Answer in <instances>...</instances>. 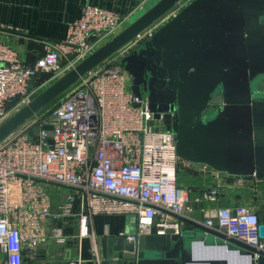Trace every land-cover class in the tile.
I'll list each match as a JSON object with an SVG mask.
<instances>
[{"label":"built area","instance_id":"obj_1","mask_svg":"<svg viewBox=\"0 0 264 264\" xmlns=\"http://www.w3.org/2000/svg\"><path fill=\"white\" fill-rule=\"evenodd\" d=\"M128 20L88 4L81 18L69 26L66 39L49 44L33 64L23 62L0 41V126L44 86L120 32ZM160 27L157 23L136 37L0 143V264H27L48 239L49 222L74 215L79 219L80 238H86L91 237L90 218L97 213L135 214L136 232L120 236L137 242L150 232L155 219L158 226L179 229L172 214L185 217L194 212L191 189L177 181L181 159L176 136L160 128L148 99L134 94L130 75L122 66ZM44 73L51 77L37 84ZM45 125L52 129L44 130ZM52 186L68 189L56 211ZM219 196L211 187L196 200L214 202ZM205 224L263 247L264 224L247 207H221ZM51 232L65 241L61 228ZM92 246L96 264H102L96 244Z\"/></svg>","mask_w":264,"mask_h":264},{"label":"water","instance_id":"obj_2","mask_svg":"<svg viewBox=\"0 0 264 264\" xmlns=\"http://www.w3.org/2000/svg\"><path fill=\"white\" fill-rule=\"evenodd\" d=\"M184 1L159 0L141 11L127 27L5 121L0 126V143ZM161 49V63L179 77L177 84L168 77L173 88L171 102L177 106L161 109L151 101L150 108L154 118L175 134L179 158L230 180L264 178V0H193L183 7L143 49L122 61L134 79L132 91L141 98L134 58ZM39 133L36 127L35 134ZM175 217L182 223L179 229L158 226L155 219L150 232L137 242L125 237L104 239L102 264H214L195 257L198 245L245 256L249 264H264V240L260 248ZM261 231L264 236V227Z\"/></svg>","mask_w":264,"mask_h":264},{"label":"crops","instance_id":"obj_3","mask_svg":"<svg viewBox=\"0 0 264 264\" xmlns=\"http://www.w3.org/2000/svg\"><path fill=\"white\" fill-rule=\"evenodd\" d=\"M151 2L152 0H0V41L16 51L23 62L33 64L45 53L49 44L66 39L69 26L81 18L84 7L88 4L128 17L129 20L125 25L127 27L131 20ZM62 64H65V60ZM159 126L165 129L161 122ZM177 181L179 185L191 189L190 204L194 212L185 218L193 223L210 228L205 221L215 216L219 208L233 209L241 206L256 212L260 222L264 224V178L230 180L210 168L193 166L181 160ZM211 187L219 191L218 201L196 200L201 197L203 189ZM57 197L54 204L55 211L60 198ZM77 210L78 207L76 212ZM172 216L174 223L182 224L174 214ZM89 222L91 237L86 238H80L79 219L76 215L63 218L59 222H49L48 239L38 247L34 259L27 260L26 263L96 264V256L92 250L93 243L96 244L98 255L103 261L104 239L121 237L122 232L131 235L137 228L136 215L130 213L100 212L91 216ZM55 227L62 229L64 242L58 241L53 236L51 228ZM210 229L220 232L215 228ZM195 231L199 232L197 229ZM54 240L58 244H53ZM212 241L210 237L209 243ZM59 244H65V247ZM194 253L196 258L211 260L214 264H223L224 261L226 264H249L247 257L219 247L198 245ZM70 257L71 261L65 260Z\"/></svg>","mask_w":264,"mask_h":264},{"label":"flooded vegetation","instance_id":"obj_4","mask_svg":"<svg viewBox=\"0 0 264 264\" xmlns=\"http://www.w3.org/2000/svg\"><path fill=\"white\" fill-rule=\"evenodd\" d=\"M148 40L142 41L140 45L132 52L140 51L141 49H143ZM163 56L164 51L162 49L161 51L159 50L156 52L149 51L145 56L139 55L135 57L133 66L136 84L139 85L143 97L147 98L149 103L152 101V104L155 107L166 109L168 107L177 106L171 102V100L173 99V88L171 86V83L169 84L168 77L171 76L173 84L178 83L179 77L177 76L176 72L172 74L171 70L163 66V64L161 63V58ZM129 77L130 82L134 81L131 76ZM220 103L221 100L216 102V104Z\"/></svg>","mask_w":264,"mask_h":264},{"label":"rangeland","instance_id":"obj_5","mask_svg":"<svg viewBox=\"0 0 264 264\" xmlns=\"http://www.w3.org/2000/svg\"><path fill=\"white\" fill-rule=\"evenodd\" d=\"M158 1H159V0H152V2L148 4L147 8H148V7L150 8L151 6H153L154 4H156ZM190 1H191V0H185L184 3H183V5H187V4H189ZM181 7H182V6H180V8H181ZM180 8H179L178 10H180ZM176 10H177V9H176ZM176 10H174V11L171 12V13H169V14H168L163 20H161V21L159 22V24H161V26H163V25L166 24L169 20H171V19H172L177 13H178V10H177V11H176ZM141 13H142V12H141ZM134 20H135V18H133V20H131V22L134 21ZM131 22H130V23H131ZM112 38H113V37H110V39H112ZM110 39H109V40H110ZM109 40H108V41H109ZM106 42H107V41H105L104 43H106ZM104 43H103V44H104ZM103 44H102V45H103ZM100 46H101V45H100ZM60 77H61V76H60ZM57 79H58V78H57ZM57 79H56V80H57ZM56 80H54V81H56ZM54 81H53V82H54ZM53 82H52V83H53ZM52 83L48 84L47 86H44L43 89H42L40 92H42L44 89H46V88H47L48 86H50ZM40 92H39V93H40ZM53 104H54V103H52L51 106H52ZM49 106H50V105H49ZM51 106H50V107H51ZM48 109H49V108H48ZM48 109L45 108L44 110L47 111ZM45 111H44V112H45ZM41 112H43V111H41ZM157 123H160V121L157 120ZM58 190H59L58 187H56V186H52L51 191H52V195H53V197H54L55 200H56V196L60 197L61 195H64V194L67 193V191H68V189H64V188H61L60 191H58ZM58 197H57V199H58Z\"/></svg>","mask_w":264,"mask_h":264},{"label":"trees","instance_id":"obj_6","mask_svg":"<svg viewBox=\"0 0 264 264\" xmlns=\"http://www.w3.org/2000/svg\"><path fill=\"white\" fill-rule=\"evenodd\" d=\"M51 77V74H42V75H40V77L38 78V80H37V84H41V83H43L44 81H46L47 79H49ZM53 103H55V102H53ZM51 106V105H50ZM50 106H48L46 109H48V108H50ZM43 111H45V110H43Z\"/></svg>","mask_w":264,"mask_h":264}]
</instances>
